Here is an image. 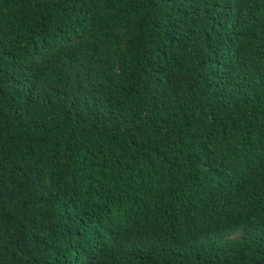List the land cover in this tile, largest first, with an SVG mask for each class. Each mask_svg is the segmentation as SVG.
Wrapping results in <instances>:
<instances>
[{"label": "trees", "instance_id": "16d2710c", "mask_svg": "<svg viewBox=\"0 0 264 264\" xmlns=\"http://www.w3.org/2000/svg\"><path fill=\"white\" fill-rule=\"evenodd\" d=\"M0 264H264V0H0Z\"/></svg>", "mask_w": 264, "mask_h": 264}]
</instances>
